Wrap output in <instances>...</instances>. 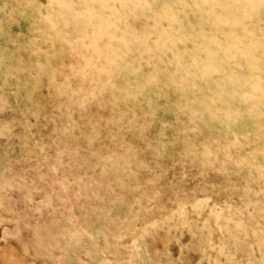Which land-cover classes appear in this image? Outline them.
<instances>
[{
  "label": "rangeland",
  "instance_id": "1",
  "mask_svg": "<svg viewBox=\"0 0 264 264\" xmlns=\"http://www.w3.org/2000/svg\"><path fill=\"white\" fill-rule=\"evenodd\" d=\"M0 264H264V0H0Z\"/></svg>",
  "mask_w": 264,
  "mask_h": 264
}]
</instances>
